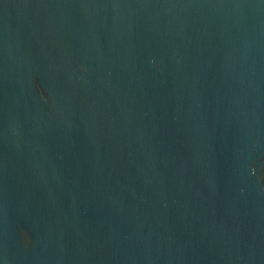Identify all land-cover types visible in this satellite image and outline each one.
Returning a JSON list of instances; mask_svg holds the SVG:
<instances>
[{
    "label": "water",
    "instance_id": "water-1",
    "mask_svg": "<svg viewBox=\"0 0 264 264\" xmlns=\"http://www.w3.org/2000/svg\"><path fill=\"white\" fill-rule=\"evenodd\" d=\"M0 264H264V0H0Z\"/></svg>",
    "mask_w": 264,
    "mask_h": 264
}]
</instances>
